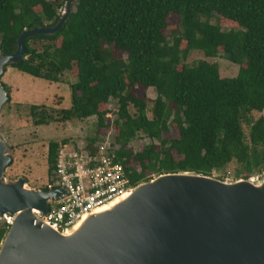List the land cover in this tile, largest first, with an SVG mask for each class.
<instances>
[{
	"label": "trees",
	"instance_id": "trees-1",
	"mask_svg": "<svg viewBox=\"0 0 264 264\" xmlns=\"http://www.w3.org/2000/svg\"><path fill=\"white\" fill-rule=\"evenodd\" d=\"M64 1L0 0V55L14 52L23 29L53 26ZM73 6L53 33L26 37L23 57L6 64L52 82L65 71L74 77L67 108L29 106L33 125L94 115L87 147L112 125L111 144L132 185L165 172L210 175L231 161L239 167L236 178L264 170V117L250 115L264 108V0H75ZM212 13L236 28L221 30L200 19ZM171 14L177 16L173 25ZM37 41L41 49L30 44ZM191 49L204 58L220 53L239 65L236 74L221 77L217 64L205 59L183 63ZM146 88L155 93L150 117L145 95L136 92ZM109 98L117 103L111 121ZM168 123L177 136L164 139ZM138 133L148 142L132 151L127 144ZM64 143L48 141L47 172Z\"/></svg>",
	"mask_w": 264,
	"mask_h": 264
},
{
	"label": "water",
	"instance_id": "water-1",
	"mask_svg": "<svg viewBox=\"0 0 264 264\" xmlns=\"http://www.w3.org/2000/svg\"><path fill=\"white\" fill-rule=\"evenodd\" d=\"M69 1L53 26L20 32L14 52L0 55V76L6 64L23 57L26 37L60 26ZM7 98L0 84V107ZM7 149L0 136V216H10L0 264H264V170L256 182L159 173L102 206L118 203L110 210L88 212L58 230L39 214L64 190L29 187L24 177L4 180Z\"/></svg>",
	"mask_w": 264,
	"mask_h": 264
},
{
	"label": "rangeland",
	"instance_id": "rangeland-1",
	"mask_svg": "<svg viewBox=\"0 0 264 264\" xmlns=\"http://www.w3.org/2000/svg\"><path fill=\"white\" fill-rule=\"evenodd\" d=\"M75 0L69 1V8L73 9ZM63 9L60 7L57 11L61 13ZM201 20H207L209 23L218 26L221 30L235 29L233 23L222 20L217 14L212 13L209 17L200 16ZM169 25L177 22L176 15L167 17ZM43 41L30 42L36 49H41ZM199 59H205L208 62H215L218 67V73L221 77L234 76L238 69V64L233 63L224 58L220 53L212 58H204L198 50L191 49L185 55L183 63L190 65ZM74 81V77L70 72H63L58 82L47 81L42 78L31 76L21 72L14 67L6 65L1 76L0 84L8 87L9 100L5 101L0 107V136L8 145L7 154L11 156V162L3 172V179L7 182L19 178H25L29 187L39 188L46 182L47 166L45 161L46 148L48 141L55 140L60 142L65 140L66 147L85 145V140L95 132L94 115L82 118L80 120H55L48 124L33 125L29 116V106L35 105L44 109L67 108L70 104L69 84ZM137 94L143 93L146 97V115L151 116L152 100L155 97L153 89H136ZM117 106L115 98H109L105 108L107 116L111 121L115 117V107ZM128 111L133 114L134 109L129 105ZM250 115L253 119L258 116L264 117V108L261 111H251ZM242 129L247 135L248 126L242 122ZM103 133V134H102ZM113 136L112 125L100 133L98 141H108L111 143ZM162 138L169 139L177 136V130L173 124L168 123V130L161 134ZM148 142L147 138L138 133L132 138L127 147L136 151L142 145ZM156 144L157 141L153 140ZM239 169L238 165L231 161L221 170L211 171L213 177L223 179L224 181H232L236 179L235 171ZM155 174H151L153 177ZM241 175V173L239 174ZM262 174L254 173L249 177L254 182L258 181ZM3 221L0 219V227Z\"/></svg>",
	"mask_w": 264,
	"mask_h": 264
},
{
	"label": "built area",
	"instance_id": "built-area-1",
	"mask_svg": "<svg viewBox=\"0 0 264 264\" xmlns=\"http://www.w3.org/2000/svg\"><path fill=\"white\" fill-rule=\"evenodd\" d=\"M114 149L108 141L93 142L91 147L60 144L46 182L39 188L63 189L64 193L47 199L41 218L63 230L128 191L133 186L129 171L118 162ZM0 219L6 225L10 216Z\"/></svg>",
	"mask_w": 264,
	"mask_h": 264
},
{
	"label": "bare ground",
	"instance_id": "bare-ground-1",
	"mask_svg": "<svg viewBox=\"0 0 264 264\" xmlns=\"http://www.w3.org/2000/svg\"><path fill=\"white\" fill-rule=\"evenodd\" d=\"M122 197H124V195H123ZM115 204H118V203H116V202H111V204H109L108 206L98 208L96 211H98V212H102V211L110 210L111 208H113V207L115 206Z\"/></svg>",
	"mask_w": 264,
	"mask_h": 264
}]
</instances>
